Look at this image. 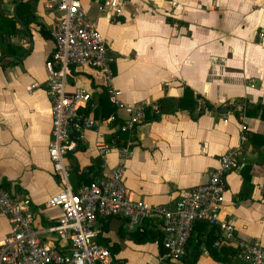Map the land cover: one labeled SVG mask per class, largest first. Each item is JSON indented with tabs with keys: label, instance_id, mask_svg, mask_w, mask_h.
<instances>
[{
	"label": "crops",
	"instance_id": "obj_1",
	"mask_svg": "<svg viewBox=\"0 0 264 264\" xmlns=\"http://www.w3.org/2000/svg\"><path fill=\"white\" fill-rule=\"evenodd\" d=\"M31 3L30 22L24 26L18 21L16 26L24 31L9 38L17 51L0 61V180L20 189L25 207L35 214L34 226L42 228L61 213L46 204L60 184L47 154L51 114L44 63L54 43L41 31H51L56 12L46 7L45 0ZM0 7L12 14L15 3L1 0ZM82 7L115 58L109 86L120 90L119 99L144 103L153 110L159 99L163 102L158 120L144 121L132 132H124L119 145L111 137L118 123L94 118V126L82 130L76 122L78 146L65 158L71 187L75 165L85 171L94 167L87 171L92 178L122 166L132 198L171 205L185 190L207 180L223 152L235 149L238 165L226 175L225 204L236 235L264 245V147L257 148L241 137L244 125L248 132L264 136V121L246 116L239 120L231 111L216 110L194 117L196 111L177 108L185 87L215 108L237 97L264 104V0H122L120 14L100 9L96 0H83ZM105 84L98 69L75 67L68 89L77 85L95 96ZM116 116L124 121L128 114L117 108ZM101 146H106V153H101ZM245 163L251 164L253 188L250 198L237 200L243 183L240 168ZM122 222L120 217L99 219L97 239L119 244L112 260L184 264L163 258L157 243L139 244L126 234L119 235L121 225L127 231ZM104 224L106 229L101 228ZM150 224L153 230L160 228L156 219ZM8 230L9 220L0 213V240ZM204 234L201 225L192 232L200 238ZM43 238L68 250L64 238L53 234ZM195 264L225 263L214 260L203 247Z\"/></svg>",
	"mask_w": 264,
	"mask_h": 264
},
{
	"label": "built area",
	"instance_id": "obj_2",
	"mask_svg": "<svg viewBox=\"0 0 264 264\" xmlns=\"http://www.w3.org/2000/svg\"><path fill=\"white\" fill-rule=\"evenodd\" d=\"M82 1L45 0L46 7L56 12L50 31L54 48L44 63L51 114L47 154L60 184V189L47 198L46 204L59 208L61 213L47 226L36 228L35 214L25 207V200L0 187V213L9 220V230L0 240V264H111L112 253L97 240L99 219L110 217L125 219L127 231L135 230L144 221L158 220L165 250L163 258L177 260L185 255L195 225L204 221L219 229L214 246H233L239 250V258L244 263L264 264V245L258 240H245L236 235L231 212L225 204L226 175L238 165L235 149L223 152L207 180L185 190L171 205L132 198L122 166L73 190L65 158L77 147L80 134L74 137L70 134L75 130L76 122L86 130L94 126L95 119L81 110L93 99L92 92L77 85L68 89L72 69H98L108 87L110 103L128 114L118 126L122 132H132L144 122L147 108L144 103L121 101L120 90L109 86L115 58L105 36L83 9ZM96 1L100 9H108L114 14L122 11V0ZM154 111L160 112L157 105ZM114 118L111 114L106 120L113 121ZM241 137L243 141L247 139L244 133ZM100 151L106 153V146H101ZM44 234L64 238L68 250L44 240Z\"/></svg>",
	"mask_w": 264,
	"mask_h": 264
},
{
	"label": "trees",
	"instance_id": "obj_3",
	"mask_svg": "<svg viewBox=\"0 0 264 264\" xmlns=\"http://www.w3.org/2000/svg\"><path fill=\"white\" fill-rule=\"evenodd\" d=\"M12 1L14 3L17 2V0ZM15 13L16 15H14L13 13H5L0 7V61L2 60V58H5L6 55L13 54L17 51L16 46L9 41V38L11 35L16 34L19 31H24V28H19L16 26V24L18 23L16 16H18L23 22H26L27 24L30 22V18L33 15V5L31 3V0H21L15 7ZM26 29L29 31V25L26 26ZM41 31L44 36L51 37L50 32L46 31L44 28H42ZM108 96V87L106 85L102 86V91L98 94H95V96H93V99L87 105V107L81 110L85 115L91 114L93 118L101 119H106L111 114H114L115 118L113 120V124L118 123L120 125L123 121L118 120L116 116L117 107L110 103ZM199 100H201V103H199ZM162 102L163 99H159L158 107L160 110L162 107ZM177 105V108L186 109L192 114L194 111H196V114H193L194 117L200 116L205 112L215 110L214 105L209 100L204 98L202 95L195 93L189 87L184 88L183 95L178 99ZM223 107H226L229 109V111L233 112V114L239 120L241 116H246L259 117L261 120L264 121V104H262L261 102H251L245 98L237 97L229 99ZM158 119L159 113H156L153 109L147 107L145 121H152ZM243 132L253 146L257 148H260L262 146L264 147V136L260 134H255L253 132H248L246 126ZM111 137H114L115 144L119 145L121 144L119 142L120 139L124 137V132H122L118 128L114 135H112ZM250 168V163H245L240 168L243 177V183L241 190L237 195V200L250 198L251 191L253 188V185L250 182ZM86 170H94V167L89 166L86 168ZM72 171V174H74L75 176V181L73 180L71 182L73 190H77L80 185L86 184L92 179L96 178H92V176H89V173H87L85 169L81 170L77 165L73 166ZM97 173L98 172L95 171L94 176H96ZM0 187L4 190H7L12 195L18 194V191H20L18 187L13 186L10 181H7L5 179L0 180ZM123 223L125 226V219H123L122 224ZM150 225V221H144L135 230L126 232L122 230L121 225L118 229V232L121 236H124L126 234L128 238L134 241L135 243L143 244L148 242H157L159 252L163 255L165 250L161 243L162 233L158 229L153 230ZM199 225H201L205 229L204 236L200 238L198 236H192L191 234L187 242L185 255H183L177 260L167 258L168 261L182 262L184 264H195L204 247L208 250V253L211 255V257L216 261H220L225 264H246L239 258V250L237 248L228 245L214 246V241L216 240L219 233V229L217 226L210 225L207 222L202 221L197 223L195 227ZM105 226L106 225L104 224L103 226H101V228L106 229ZM97 240L98 242H101L103 245L107 246L112 255H115L119 251V244H109V240L107 238L102 237H99V239ZM111 264H124V262L114 258Z\"/></svg>",
	"mask_w": 264,
	"mask_h": 264
},
{
	"label": "water",
	"instance_id": "obj_4",
	"mask_svg": "<svg viewBox=\"0 0 264 264\" xmlns=\"http://www.w3.org/2000/svg\"><path fill=\"white\" fill-rule=\"evenodd\" d=\"M21 0H17V2L15 3V7L17 6V4L20 2ZM13 14L16 15L15 13V9L13 10ZM16 19L25 26V22H23L18 16H16ZM215 110L219 113H227L229 112V109L226 108V107H223V106H219L217 108H215ZM79 135V132L78 131H75L73 130L70 134L71 137H74V136H78Z\"/></svg>",
	"mask_w": 264,
	"mask_h": 264
}]
</instances>
